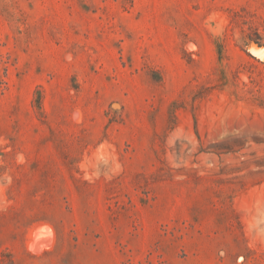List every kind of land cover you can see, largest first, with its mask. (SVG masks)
<instances>
[{"label": "rangeland", "instance_id": "rangeland-1", "mask_svg": "<svg viewBox=\"0 0 264 264\" xmlns=\"http://www.w3.org/2000/svg\"><path fill=\"white\" fill-rule=\"evenodd\" d=\"M0 264H264V0H0Z\"/></svg>", "mask_w": 264, "mask_h": 264}, {"label": "bare ground", "instance_id": "bare-ground-1", "mask_svg": "<svg viewBox=\"0 0 264 264\" xmlns=\"http://www.w3.org/2000/svg\"><path fill=\"white\" fill-rule=\"evenodd\" d=\"M41 236V235H40Z\"/></svg>", "mask_w": 264, "mask_h": 264}]
</instances>
